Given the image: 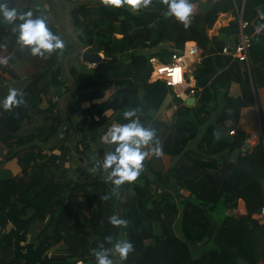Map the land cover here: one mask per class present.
<instances>
[{
	"label": "trees",
	"instance_id": "1",
	"mask_svg": "<svg viewBox=\"0 0 264 264\" xmlns=\"http://www.w3.org/2000/svg\"><path fill=\"white\" fill-rule=\"evenodd\" d=\"M167 7L164 0H151L138 11L126 5L116 8L104 0L74 4L72 24L76 33L89 52L103 54L104 60L96 67L82 57L72 60L71 73L77 89L68 98L67 119L51 96V85L43 84L56 67L57 51L46 55V70L20 91L23 103L6 109L0 101V146L8 148L3 161L16 158L21 167L20 175L0 173V264H97L92 249L99 250L102 245L112 258L113 245L123 239L131 241L134 248L121 260L122 264H240L244 242L252 237L256 224L252 213L264 206V198L256 193L259 178L249 173L240 177L230 174L234 165L226 163L245 144L242 133L228 137L219 124L209 126L206 140L218 157L207 165L218 172L208 174L205 188L193 189L190 196L179 200L160 190L166 182L161 177L152 180L148 172L150 163L144 164L135 181L115 186L98 167L93 170L95 162L86 149L91 132L106 126V133L114 123H127L131 118L126 119L123 113L130 109L136 110L145 127L156 132L161 125L157 114L167 97L176 95L163 80H150V59L156 57L169 63L188 41H196L203 51V60L195 72L202 88L196 93L199 104H182L174 113V121L181 124L179 133L187 134L184 117L190 114L197 118L217 96L213 83H209L217 73L216 63L222 59L223 47L237 42L241 17L248 23L247 32L252 36L254 85L264 86V0L211 1L190 18L187 27L174 16L166 15ZM29 10L34 17L45 16L51 30L59 35L41 9L19 11ZM223 13H231L234 19L218 35L210 36ZM16 36L12 25L0 19V59L7 60L6 71L18 79L13 65L24 49ZM112 87L114 98L109 101L106 97ZM242 87L245 97L252 95L249 80ZM109 110L117 114L112 121L105 117ZM78 113L82 115L81 125L75 122ZM36 114L49 125L43 133L18 136L14 141L6 139V135L18 133L22 124ZM191 131L186 141L197 136L196 131ZM73 137L77 141L74 146ZM50 143V148L42 146ZM58 147L60 152L55 153ZM79 158L88 163L91 172L78 167L73 171L79 169V173L72 174L68 163ZM221 163L225 166L220 172ZM239 199L246 202L249 215L239 219L225 216L217 222L215 212L235 208ZM113 215L127 223L113 225L109 220ZM9 223L12 229L7 233ZM36 224L40 230L32 234ZM253 242L255 245L256 239Z\"/></svg>",
	"mask_w": 264,
	"mask_h": 264
},
{
	"label": "crops",
	"instance_id": "2",
	"mask_svg": "<svg viewBox=\"0 0 264 264\" xmlns=\"http://www.w3.org/2000/svg\"><path fill=\"white\" fill-rule=\"evenodd\" d=\"M68 1L74 5L95 0ZM211 1L216 0H200L197 3H193L195 5V10L190 18L199 14ZM35 8H39L46 13L57 27L59 36L64 41V48L57 50L58 57L56 67L51 71L48 80H44L43 84L46 85L49 83L51 85V96L57 101V108L60 113L67 119V111L70 105L68 98L71 95L69 92L74 88V83L66 73L64 64L66 58L74 52V42L63 28L64 12L62 10L57 7L53 8L48 3V0H39ZM233 19L234 16L231 13L221 14L214 28L209 32L210 36L218 35L220 29L228 26ZM23 51L24 54H22L20 60L16 61L15 65H13L14 71L19 75V78L15 79L5 69L4 75L0 79V101H3L8 95L10 88H15V86H13L14 84H19L21 82V85L16 88L21 91L35 75L44 72L47 68L46 55L33 56L26 48ZM100 55L104 57L103 54L100 53ZM72 60L69 61L70 70ZM253 61L254 58L251 54L248 62H241L230 56L227 57V55H223L222 59L217 61V73L209 83V85L213 83V88L216 90L217 96L210 101L209 109L204 113H199L197 118H194L190 114L184 117L189 128L187 134L179 133L178 126H181V124L174 121V113L180 105H186V100L190 97H196L197 100L193 106H186H197L199 104V96L195 94L188 97L185 101L173 97L172 94L167 97L162 109L157 114L161 125L156 127V137L153 145H151V147H155L156 143H158L161 154L155 155L149 152V155L143 162V164L147 162L150 163L148 172L152 180H157L158 177H161L168 182H165L160 190L170 193L179 200L181 197L190 196L193 189L200 190L208 185V174L218 171L215 167L212 168L207 165V163H210L209 161L213 159V157L217 158L218 154L216 150L212 149L210 141L206 140V132L211 124L217 123L220 125V130L228 134V137L237 136L238 132L244 135L245 144L240 149L235 150L226 159V163L234 165L233 169L231 167L230 174L236 173L240 177L243 173H249L251 177L259 178L260 187L256 190V193L257 197L261 195V197L264 198V86L256 88L254 85L251 69ZM199 65H197L196 68H193L194 65H192L190 76L193 77L196 82V89L202 91L195 77V72L199 68ZM248 80L252 87V95L245 97L242 84ZM68 87L71 89L66 93ZM114 91L115 88L112 87L106 98L113 99ZM142 94L143 91L140 90V95ZM105 117L112 121L117 117V114L114 110H109L105 113ZM77 120L78 118H76L75 115V122L78 124ZM48 126L43 116L36 114L31 117L30 121H25L22 124L18 133L6 135V139L14 141L18 136L26 137L31 134H37L38 131L39 133H43ZM63 129L65 128L63 127L61 129V137L64 135ZM104 129L106 130L107 127L103 126L101 129L91 132L85 144L87 146L86 149L89 150L92 156V161L95 163L96 160L102 161L107 151L115 150L114 145L105 143L102 140V137L105 135ZM191 130L196 131L197 136L186 141V138L190 136L192 132ZM214 141H216V139ZM51 145L52 143L47 146L42 144L45 148H50ZM145 147L147 148L149 146ZM54 152L59 153V147L55 149ZM7 154L8 148L0 146V173L9 171L15 176L20 175L21 167L16 158L3 161ZM93 157H95V159H93ZM224 166V163L220 164V172ZM98 169L101 173L107 174V172L101 168L98 167ZM261 210L252 213L251 219L256 224H254V228H252L254 229L250 235L252 237L244 242V252L243 257L241 256L240 264H264V220L260 213ZM222 211L224 215H219L217 217V222H222L225 216L239 219L249 215L248 207L243 199L238 200L235 208ZM254 239H256L255 245L253 242Z\"/></svg>",
	"mask_w": 264,
	"mask_h": 264
},
{
	"label": "clouds",
	"instance_id": "3",
	"mask_svg": "<svg viewBox=\"0 0 264 264\" xmlns=\"http://www.w3.org/2000/svg\"><path fill=\"white\" fill-rule=\"evenodd\" d=\"M104 2L116 8L126 5L132 11H138L147 7L151 0H104ZM164 2L168 6L166 15L174 16L187 27L195 5L189 0H164ZM0 19L12 25V31L17 33L16 40L21 48L28 49L33 56L50 55L64 48V41L51 30L48 19L43 15L34 17L32 11L21 12L17 7H9L5 0H0ZM0 62L6 63L7 60ZM170 74L174 75V83L181 80L179 67ZM20 103H23V94L16 88H10L8 95L2 101L3 107L6 109ZM123 116L126 119H131H128V122L124 124H112L102 137L105 143L114 145L115 150L107 151L102 161L96 160L93 168L95 170L96 167H99L106 171L107 179L115 186L126 181H135L144 167L143 162L149 152L155 155L161 154L158 143L155 147H151L156 137L155 129L145 127L137 117L135 109L124 111ZM109 220L113 225L127 223L126 220L117 218L116 215L109 217ZM107 239L111 241L112 237L109 236ZM133 248L131 241L123 239L113 245V252L118 253L120 259L123 260L127 258L129 252L133 251ZM92 252L96 257L97 264H113L108 250L102 245L99 250L92 249Z\"/></svg>",
	"mask_w": 264,
	"mask_h": 264
},
{
	"label": "built area",
	"instance_id": "4",
	"mask_svg": "<svg viewBox=\"0 0 264 264\" xmlns=\"http://www.w3.org/2000/svg\"><path fill=\"white\" fill-rule=\"evenodd\" d=\"M240 31L238 33L237 42L229 43L223 47L222 54L237 59L241 62H248L250 59V50L252 48V36L248 34V23L240 18ZM203 60V51L196 41H188L180 53L172 55L169 63H163L158 58L150 59L152 65L151 81L163 80L167 86L171 87L177 98L185 101L188 97L197 93L196 82L190 76L192 65H199ZM0 61H2L0 59ZM97 63H92V67H96ZM181 69V80L174 81V75L170 74L175 68ZM5 72V64L0 62V79ZM191 77V79H190ZM261 216L264 220V207L261 210Z\"/></svg>",
	"mask_w": 264,
	"mask_h": 264
},
{
	"label": "water",
	"instance_id": "5",
	"mask_svg": "<svg viewBox=\"0 0 264 264\" xmlns=\"http://www.w3.org/2000/svg\"><path fill=\"white\" fill-rule=\"evenodd\" d=\"M39 0H5L9 7H17L18 10L24 9H31L35 8L38 4ZM245 2V1H244ZM48 3L54 8L57 7L64 12V21H63V28L67 35L72 39L74 42V52L70 54L64 64V69L68 74L69 78L74 83V88L69 92L72 94L77 89V83L71 73L69 67V61L75 59L77 57H82L91 63H101L104 60V57L97 52H89L84 44L82 43L81 39L79 38L78 34L76 33L73 24H72V12L74 9V5L71 4L68 0H48ZM196 68V65L193 66ZM196 97H190L186 100V105L193 106L196 102ZM62 114V113H61ZM12 229V224L7 225V233H9Z\"/></svg>",
	"mask_w": 264,
	"mask_h": 264
},
{
	"label": "rangeland",
	"instance_id": "6",
	"mask_svg": "<svg viewBox=\"0 0 264 264\" xmlns=\"http://www.w3.org/2000/svg\"><path fill=\"white\" fill-rule=\"evenodd\" d=\"M77 5V4H76ZM53 22V21H52ZM21 83V82H20ZM14 84L13 86H15V88H17L19 85H21V84ZM1 97V96H0ZM177 98V97H176ZM109 101H111L112 99L111 98H109L108 99ZM76 118H78V120H77V122H78V125H81V114H77L76 115ZM64 130V129H63ZM77 141H76V138L75 137H73V140H72V143H73V146L75 145V143H76ZM75 151H76V149H75ZM75 154H77L76 156H78L79 154L77 153V152H75ZM68 166L69 167H71L72 168V174L74 175L75 173L76 174H78L79 173V169H77L76 171H73L74 169H76V168H82L83 169V171H85V172H89L90 171V169H89V165L84 161V160H82L81 158H79V159H74L72 162H70V163H68ZM91 172V171H90ZM93 176H95V174L93 173L92 174ZM216 213V216H221L222 215V210H220V211H217V212H215ZM35 230L32 232V234H35V233H37L39 230H40V225L39 224H36V226H35ZM113 257H112V260H113V264H122V261H121V259H120V256H119V254L118 253H114L113 252Z\"/></svg>",
	"mask_w": 264,
	"mask_h": 264
}]
</instances>
